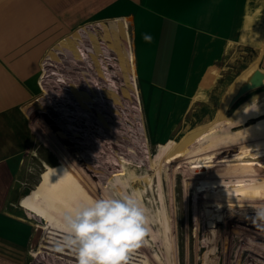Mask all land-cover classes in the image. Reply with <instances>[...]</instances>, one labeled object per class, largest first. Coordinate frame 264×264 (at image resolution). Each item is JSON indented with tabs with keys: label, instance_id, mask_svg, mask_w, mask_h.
<instances>
[{
	"label": "rangeland",
	"instance_id": "1",
	"mask_svg": "<svg viewBox=\"0 0 264 264\" xmlns=\"http://www.w3.org/2000/svg\"><path fill=\"white\" fill-rule=\"evenodd\" d=\"M259 77L238 76L227 109L211 119L195 110L183 132L156 141L143 120L129 22L87 24L53 46L27 108L33 136L21 207L37 228L27 264H77L62 244L60 213L113 188L134 194L150 220L128 264H264L255 220L264 206Z\"/></svg>",
	"mask_w": 264,
	"mask_h": 264
},
{
	"label": "crops",
	"instance_id": "2",
	"mask_svg": "<svg viewBox=\"0 0 264 264\" xmlns=\"http://www.w3.org/2000/svg\"><path fill=\"white\" fill-rule=\"evenodd\" d=\"M110 20L133 28L143 120L156 141L183 132L195 110L211 119L227 109L238 76L264 77V0H0V264H27L37 230L21 207V174L43 61L74 30Z\"/></svg>",
	"mask_w": 264,
	"mask_h": 264
},
{
	"label": "clouds",
	"instance_id": "3",
	"mask_svg": "<svg viewBox=\"0 0 264 264\" xmlns=\"http://www.w3.org/2000/svg\"><path fill=\"white\" fill-rule=\"evenodd\" d=\"M146 43L153 37L144 34ZM258 226H264V206L255 209ZM64 237L77 264H128L129 255L149 234V215L132 193L111 189L98 198H85L60 213Z\"/></svg>",
	"mask_w": 264,
	"mask_h": 264
},
{
	"label": "bare ground",
	"instance_id": "4",
	"mask_svg": "<svg viewBox=\"0 0 264 264\" xmlns=\"http://www.w3.org/2000/svg\"><path fill=\"white\" fill-rule=\"evenodd\" d=\"M261 114H262V113H261ZM263 114H264V113H263ZM256 115H257V114H256ZM243 123H244V122H243ZM241 132H242V131H241ZM261 140H263V138H262ZM257 142L259 143V144L257 143V145H260V144H261L259 141H257ZM253 143L255 144L256 141H254ZM213 144H214V143H213ZM215 145H216V143H215ZM255 145H256V144H255ZM208 147H209V146H208ZM215 147H216V146H215ZM258 148H260V147L258 146ZM263 148H264V147H263ZM201 150H202V149H201ZM206 153H207V152H206ZM263 154H264V152H263ZM259 159H260V158H259ZM260 163H261V162H260ZM259 166L264 167V164H263V165L261 164V165H259ZM243 173H245V172H242V173L240 172V173H237V174H235V175H236V176H239V175H242V176H243ZM246 174H247V173H246ZM226 176H227V175H226ZM231 176H232V175H229V177H231ZM253 176H255V175H253ZM240 177H241V176H240ZM244 177H245V176H244ZM245 179H246V178H245ZM238 180H239V179H238ZM238 180H237V181H238ZM240 180H241V179H240ZM240 180H239V181H240ZM235 181H236V180H235ZM243 181H244V179H243ZM244 201H245V200H244ZM225 205H226V204H225ZM27 206H28V205H27ZM209 206H210V207H215L216 204H211V205H209ZM29 207H30V206H29Z\"/></svg>",
	"mask_w": 264,
	"mask_h": 264
},
{
	"label": "water",
	"instance_id": "5",
	"mask_svg": "<svg viewBox=\"0 0 264 264\" xmlns=\"http://www.w3.org/2000/svg\"><path fill=\"white\" fill-rule=\"evenodd\" d=\"M257 73H258V76H260V72H257ZM259 78H261V79H258V81L261 82V80H263L262 76Z\"/></svg>",
	"mask_w": 264,
	"mask_h": 264
}]
</instances>
